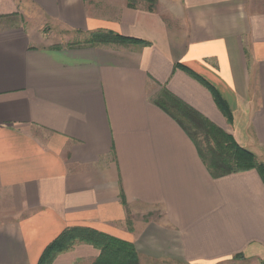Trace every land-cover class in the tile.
Here are the masks:
<instances>
[{
    "label": "crops",
    "instance_id": "crops-1",
    "mask_svg": "<svg viewBox=\"0 0 264 264\" xmlns=\"http://www.w3.org/2000/svg\"><path fill=\"white\" fill-rule=\"evenodd\" d=\"M19 1L42 19L0 24V264H38L75 226L133 243L141 264H264L261 175L214 176L157 103L169 90L264 162V0ZM45 22L146 43L65 47ZM136 212L151 213L130 230ZM99 254L79 243L52 264Z\"/></svg>",
    "mask_w": 264,
    "mask_h": 264
},
{
    "label": "trees",
    "instance_id": "trees-1",
    "mask_svg": "<svg viewBox=\"0 0 264 264\" xmlns=\"http://www.w3.org/2000/svg\"><path fill=\"white\" fill-rule=\"evenodd\" d=\"M136 0H130L134 4ZM152 4L156 0H152ZM89 45L146 43L141 39L126 37L111 31H94L86 40ZM177 67L204 84L212 93L214 100L228 122L233 121V112L220 91L204 77L191 68L181 64ZM157 103L167 113L170 108H176L180 124L187 134L195 141L199 154L208 165L214 176H223L234 172L255 169L264 182V162L251 150L241 146L234 136L217 124L201 115L196 109L182 101L169 90L162 91ZM73 239V242L71 240ZM86 242L100 250V254L93 264H141L135 245L129 241L106 234L91 227L75 226L64 229L43 251L38 264H52L53 259L60 253L71 249L74 240ZM69 243V244H68ZM241 255H238L240 257Z\"/></svg>",
    "mask_w": 264,
    "mask_h": 264
},
{
    "label": "rangeland",
    "instance_id": "rangeland-1",
    "mask_svg": "<svg viewBox=\"0 0 264 264\" xmlns=\"http://www.w3.org/2000/svg\"><path fill=\"white\" fill-rule=\"evenodd\" d=\"M144 1L147 3L149 9H153L157 4V3L152 4L151 3L152 0H136V1H134L135 2L134 4H131L130 0H128L127 2L129 5L136 7V6H139L140 3L144 2ZM156 2H157V0H156ZM16 4H17L16 5L17 9H15V11H13V13L9 14L8 13L9 7H11L12 4L9 3L6 5V4L2 3L3 9H0V11L2 10V12H0V24L4 25V24H10V23H19L20 21L23 22L24 24H26V23H28V21H32V20L34 22L37 21L38 24H40L39 21H41L40 19H42V18L38 14L39 11L32 10V13H31V10L28 8L29 5L23 3L22 1H19V0H16ZM25 6H27V8ZM6 11L8 14H4ZM45 23H46V27L42 26V28L43 29L45 28V32L50 34L51 40L54 43H58V44L65 46V47H67L68 45H69V47H70V45L73 47L90 46L88 44V42H86V40L89 38V34L76 33V32L69 31V30H54L53 29L54 25L52 23H49V22H45ZM55 26L58 27V25H55ZM52 29H53V33H51ZM114 33H116V32H114ZM116 34H118V33H116ZM127 43H133V42H127ZM149 213H151V212H136L133 216L129 217L126 221V224L128 225L129 229L130 230L133 229L134 223L137 222L139 220V218L149 217ZM158 213L159 212H154L152 214L153 215L152 217H156V215H158ZM138 222L136 223L135 226L138 225ZM82 227H84V226H82ZM72 242H73V239L71 240L70 243H72ZM79 243H86V242L80 241V239L74 240V243L72 244L71 249L75 245H79ZM99 252H100V250H99Z\"/></svg>",
    "mask_w": 264,
    "mask_h": 264
}]
</instances>
